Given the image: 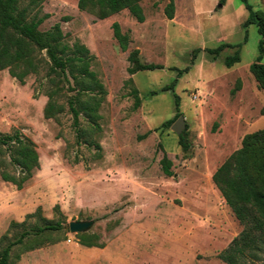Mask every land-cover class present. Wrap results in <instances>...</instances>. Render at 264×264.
<instances>
[{
	"label": "rangeland",
	"instance_id": "374dc122",
	"mask_svg": "<svg viewBox=\"0 0 264 264\" xmlns=\"http://www.w3.org/2000/svg\"><path fill=\"white\" fill-rule=\"evenodd\" d=\"M30 0H22L26 5ZM79 0H44L40 29L59 24L69 44L79 41L93 56L91 69L106 90L92 134L101 150L79 144L68 111L45 117V69L25 83L0 71V131L18 130L36 145L40 167L23 188L0 176V250L38 221H61L64 229L41 237L32 250L15 247L10 264H227L218 256L245 227L213 182L216 170L242 147L247 134L264 129V89L250 66L260 56L256 25L245 26L241 0H142L145 21L123 10L106 19L81 11ZM264 12V0H248ZM118 22L130 37L123 51L113 36ZM226 44L216 59L207 53ZM200 49L196 58L192 54ZM240 50L241 62L225 59ZM163 69L131 74L130 52ZM264 63V53L262 55ZM189 71L178 75L177 69ZM241 89L232 94L238 81ZM172 90L164 88L174 83ZM141 105L135 108L134 90ZM157 93L152 95L151 93ZM185 117L180 135L162 124ZM82 127L87 123L81 118ZM171 161L172 176L162 168ZM72 221H93L87 232L103 247L80 244ZM246 264H264V249Z\"/></svg>",
	"mask_w": 264,
	"mask_h": 264
},
{
	"label": "trees",
	"instance_id": "16d2710c",
	"mask_svg": "<svg viewBox=\"0 0 264 264\" xmlns=\"http://www.w3.org/2000/svg\"><path fill=\"white\" fill-rule=\"evenodd\" d=\"M44 0H30L24 5L22 0H0V71L8 69L11 76L20 83H25L30 74H40L45 69L43 84L48 102L44 113L46 118H56L64 112V104L59 101L66 97L69 112L73 117V126L79 144L95 147L101 146L92 134L101 131L99 114L106 90L97 74L91 69L93 56L90 50L79 41L69 44L59 24L48 31H42L40 26L49 17L41 15L40 5ZM142 0H79L78 8L94 14L98 19H106L123 10H128L138 22L145 21L141 6ZM165 14L169 20L174 18L175 0H165ZM226 0H220L224 4ZM248 10L245 26L256 25L261 36L259 43L260 56L251 64L250 71L258 87L264 89V12L254 10L248 0H241ZM113 36L123 51H127L130 37L123 33L118 22L113 24ZM226 44L212 49L207 53L213 58L220 56ZM201 51L193 52V59ZM131 64L129 72L135 74L141 71L163 69L159 64H144L139 59V51L129 54ZM241 62L240 50L225 59L228 68ZM178 75L189 71L177 69ZM174 83L164 90H172ZM241 89L239 80L232 90L236 94ZM135 108L141 105L137 89L134 90ZM153 91L151 94H156ZM176 97V115L162 124L169 128L181 116L179 113L180 98ZM86 121L82 127L81 118ZM185 133L180 135L184 150L189 149L185 142ZM162 168L167 176H172L171 161L165 156ZM40 167V157L35 143L14 130L10 133L0 131V176L3 181L13 183L23 188ZM213 182L226 200L236 218L245 227L231 244L219 254V258L227 264H246L248 258H256L264 249V129L247 134L242 147L236 150L214 173ZM37 216L38 221L20 232L15 240H10L0 250V264H10L11 253L15 247L32 250L39 247L41 237L64 229L61 221H51L42 218L40 210L29 217ZM80 244L86 247H103L98 242L99 237L88 233L78 234Z\"/></svg>",
	"mask_w": 264,
	"mask_h": 264
},
{
	"label": "water",
	"instance_id": "95a60500",
	"mask_svg": "<svg viewBox=\"0 0 264 264\" xmlns=\"http://www.w3.org/2000/svg\"><path fill=\"white\" fill-rule=\"evenodd\" d=\"M172 130L177 134H181L186 128L185 117L181 115L175 123L172 125ZM93 225V221H72L69 223L70 232L72 233H84L87 232Z\"/></svg>",
	"mask_w": 264,
	"mask_h": 264
}]
</instances>
